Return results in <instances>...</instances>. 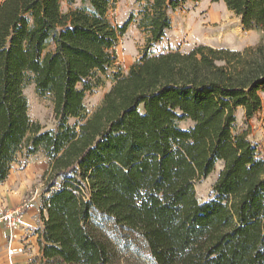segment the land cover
I'll return each mask as SVG.
<instances>
[{"label": "trees", "instance_id": "obj_1", "mask_svg": "<svg viewBox=\"0 0 264 264\" xmlns=\"http://www.w3.org/2000/svg\"><path fill=\"white\" fill-rule=\"evenodd\" d=\"M61 1L0 3V183L20 153L43 149L50 158L42 259L264 264V156L235 130L239 107L249 118L262 108L264 0H223L245 29L263 32L259 43L160 54L148 49L188 0H146L139 19L146 52L116 74L91 114L84 98L116 61L131 19H109L117 0H90V12L67 13ZM29 81L52 98L56 129L31 119ZM185 120L193 124L183 127ZM218 161L216 196L201 202L196 183Z\"/></svg>", "mask_w": 264, "mask_h": 264}, {"label": "rangeland", "instance_id": "obj_2", "mask_svg": "<svg viewBox=\"0 0 264 264\" xmlns=\"http://www.w3.org/2000/svg\"><path fill=\"white\" fill-rule=\"evenodd\" d=\"M145 3L146 0H117L108 11V17L115 25H123L129 19L131 22L114 48L116 61L105 74L99 75L98 86L87 92L84 98L89 114L102 104L116 74L127 73L130 66L145 54L147 34L139 26L140 11ZM61 7L65 13L71 10L91 11L90 0H62ZM171 20L170 29L161 41L148 49L149 54L175 49L189 51L198 44L242 50L259 43L263 37L259 29H245L241 19L227 8L223 0H188L171 13ZM24 93L31 119L40 123L43 129H56L58 120L52 98L40 94L33 81L26 84ZM260 95L262 108L255 116L247 117L243 107L236 110L235 130L246 133L257 147L259 156H264V91ZM75 121L76 118H70L69 123ZM192 124L190 120L181 122L183 127ZM49 166L50 158L43 149L34 154L20 153L9 176L0 183V264H55L42 259L38 242L39 232L44 227L41 207L48 195L45 192V173ZM223 167L224 162L218 161L208 176L197 181L199 201L215 198L214 185ZM13 221L14 226L10 224ZM9 247L14 249L12 255L8 253Z\"/></svg>", "mask_w": 264, "mask_h": 264}, {"label": "built area", "instance_id": "obj_3", "mask_svg": "<svg viewBox=\"0 0 264 264\" xmlns=\"http://www.w3.org/2000/svg\"><path fill=\"white\" fill-rule=\"evenodd\" d=\"M10 224H11L12 226H14V225H15V221L11 222ZM8 253H9L10 255H12V254L14 253V249H13L12 247H9V248H8Z\"/></svg>", "mask_w": 264, "mask_h": 264}]
</instances>
